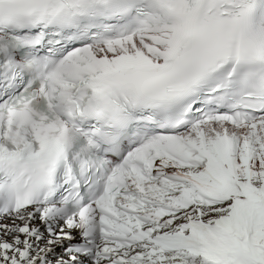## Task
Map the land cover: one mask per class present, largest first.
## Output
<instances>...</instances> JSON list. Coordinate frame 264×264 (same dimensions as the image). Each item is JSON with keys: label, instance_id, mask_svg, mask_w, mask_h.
I'll return each instance as SVG.
<instances>
[{"label": "snow or ice", "instance_id": "6c2138e0", "mask_svg": "<svg viewBox=\"0 0 264 264\" xmlns=\"http://www.w3.org/2000/svg\"><path fill=\"white\" fill-rule=\"evenodd\" d=\"M0 264H264V0H0Z\"/></svg>", "mask_w": 264, "mask_h": 264}]
</instances>
